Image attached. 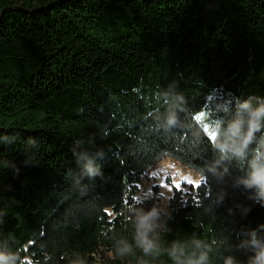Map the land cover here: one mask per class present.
Masks as SVG:
<instances>
[{
    "label": "trees",
    "instance_id": "trees-1",
    "mask_svg": "<svg viewBox=\"0 0 264 264\" xmlns=\"http://www.w3.org/2000/svg\"><path fill=\"white\" fill-rule=\"evenodd\" d=\"M173 79L199 128L165 141L140 114ZM261 108L264 0H0V132L18 133L0 141V233L15 235L21 256L65 257L58 264H243L249 234L264 242V206L242 182L264 169V112L253 115ZM96 123L111 133L97 141L102 175L71 183L72 140ZM29 138L40 152L25 164ZM211 141L229 149L218 164ZM168 158L205 179L184 192L168 178L164 212L159 186L133 197ZM40 230L43 251L25 243Z\"/></svg>",
    "mask_w": 264,
    "mask_h": 264
},
{
    "label": "clouds",
    "instance_id": "clouds-1",
    "mask_svg": "<svg viewBox=\"0 0 264 264\" xmlns=\"http://www.w3.org/2000/svg\"><path fill=\"white\" fill-rule=\"evenodd\" d=\"M132 91L137 94L138 99H143L141 96V90L139 88H133ZM146 104L149 110L140 114V119L145 121L144 128L147 129L149 133L153 131H158L161 137L165 140H176L182 136L190 135L194 130L199 128L192 119L191 113L193 109L189 106V101L185 94L179 90L178 82L173 79L165 86L157 84L155 89L151 92L150 97L146 100ZM247 107V104L240 105L237 101V108ZM217 112H222L225 114L231 113V109L225 102L216 103ZM98 111H103V108L98 109ZM260 112H264V108L258 109L253 115L258 116ZM129 125L132 122L126 121ZM225 123L223 120L216 121L217 133L219 135V126ZM260 125L253 124V130L259 128ZM202 132V129L200 130ZM110 129L105 123H96L95 131H87L83 133L80 138L72 140L69 150L72 155L77 157L75 164L78 166L77 170H73L69 173V180L71 183H77L83 180L85 177L90 181L94 177H99L102 175L101 164L99 161L105 158L104 147L97 143L98 140L104 141L110 136ZM186 134V135H185ZM140 136L132 137L134 142H141ZM18 133H3L0 132V141H9L10 139H17ZM203 139V137H201ZM211 146L213 148L219 147L220 153L222 154L219 159L215 161L216 164L224 158V155L228 152L227 145L217 144L215 141H211ZM77 149L79 150L77 152ZM24 151L26 159L24 161L27 164L29 161L36 163L38 160V154L40 152V144L34 138H29L24 142ZM156 166L160 165L158 162ZM207 167V166H205ZM2 168V166H0ZM209 172L214 171V167H208ZM226 170V169H225ZM192 171L195 173L194 178L198 177L199 181H204L205 176L202 168L196 167ZM250 178L242 181L245 187H255L256 196L259 198L261 206H264V169L257 170L254 174L249 173ZM74 177V179H73ZM144 195H147L148 190H142ZM141 195L137 194L133 199H141ZM7 212L6 209L0 207V225H3L4 218ZM264 228V224L259 226ZM251 239L246 243L252 246V255L249 259L243 262V264H264V242L257 238L256 232L253 231L250 234ZM27 246L36 244L37 248L43 251L49 246V242L45 239V232L40 230L38 235L34 238L27 240ZM16 237L12 232L4 235L0 233V264H58V260L64 259L65 257L59 256L58 258L54 255H44L41 260H36L33 256H21V251H25L24 245L19 244L16 247ZM242 246V245H241ZM222 253H218L217 258L219 259ZM68 264H83V261L70 260ZM222 264H241V262L236 261L231 256L223 257Z\"/></svg>",
    "mask_w": 264,
    "mask_h": 264
},
{
    "label": "rangeland",
    "instance_id": "rangeland-1",
    "mask_svg": "<svg viewBox=\"0 0 264 264\" xmlns=\"http://www.w3.org/2000/svg\"><path fill=\"white\" fill-rule=\"evenodd\" d=\"M209 130V126H206ZM213 138L215 136H212ZM159 167H155L148 180H144L139 185L138 194L143 196L150 195L152 193V188L154 186H159V193L164 197L161 209L167 212L169 209L170 198L172 197V189L167 184V179H171V183L177 188L184 192L188 191V187L193 185L195 187L199 186L202 182L198 180V177L194 178L195 173L187 169L186 167L178 164L173 159H164L159 163ZM148 190L147 195H144L142 190Z\"/></svg>",
    "mask_w": 264,
    "mask_h": 264
}]
</instances>
